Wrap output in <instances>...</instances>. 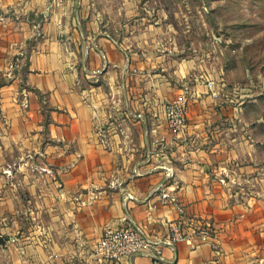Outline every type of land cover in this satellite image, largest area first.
<instances>
[{"label":"crops","instance_id":"1","mask_svg":"<svg viewBox=\"0 0 264 264\" xmlns=\"http://www.w3.org/2000/svg\"><path fill=\"white\" fill-rule=\"evenodd\" d=\"M90 1L0 0V233L30 264H154L93 249L110 228L201 220L211 235L162 244V264H264V140L242 101L135 57ZM184 92L179 131L165 106Z\"/></svg>","mask_w":264,"mask_h":264},{"label":"rangeland","instance_id":"2","mask_svg":"<svg viewBox=\"0 0 264 264\" xmlns=\"http://www.w3.org/2000/svg\"><path fill=\"white\" fill-rule=\"evenodd\" d=\"M89 3L101 11L99 19L109 32L129 43L135 57L174 56L181 61L185 78L193 79L191 84L205 82L216 99L222 96L236 102L240 98L245 124H255L254 137L264 140V0ZM2 77L0 71V85ZM180 96L186 97L189 112L190 97L186 92ZM16 243L13 235L0 233V264H30L29 256Z\"/></svg>","mask_w":264,"mask_h":264},{"label":"built area","instance_id":"3","mask_svg":"<svg viewBox=\"0 0 264 264\" xmlns=\"http://www.w3.org/2000/svg\"><path fill=\"white\" fill-rule=\"evenodd\" d=\"M165 111L169 125L175 130H183L187 124L188 107L186 97L180 96L168 102ZM101 141L105 142L103 130H99ZM212 227L201 220H191L188 226L181 221L169 222V233L163 239H155L132 224L107 229L93 249V255L100 261H120L135 254L151 255L154 264H162V244L175 245L180 240L193 243L196 237H207Z\"/></svg>","mask_w":264,"mask_h":264}]
</instances>
